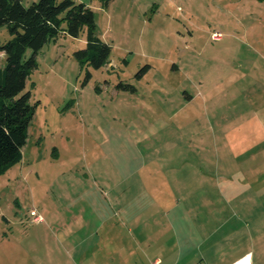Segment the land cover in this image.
Segmentation results:
<instances>
[{
    "label": "rangeland",
    "instance_id": "obj_1",
    "mask_svg": "<svg viewBox=\"0 0 264 264\" xmlns=\"http://www.w3.org/2000/svg\"><path fill=\"white\" fill-rule=\"evenodd\" d=\"M74 1L94 10L110 55L99 68L78 62L84 32L39 49L22 159L0 174V264H105L97 243L132 224L126 209L207 188L193 182L199 152L212 175L227 154L243 161L231 175L254 176L253 145H264V0ZM9 37L1 25L0 44Z\"/></svg>",
    "mask_w": 264,
    "mask_h": 264
},
{
    "label": "crops",
    "instance_id": "obj_2",
    "mask_svg": "<svg viewBox=\"0 0 264 264\" xmlns=\"http://www.w3.org/2000/svg\"><path fill=\"white\" fill-rule=\"evenodd\" d=\"M221 146L220 150H233ZM253 146L254 176L242 172L231 175L230 169L237 171L243 161L239 164L227 154L215 159L217 171L212 175L210 154L196 149L201 152L192 166L199 167L201 175L193 182L206 183L207 188L151 194L146 197L150 202L138 211L126 209L125 217L132 224H122V232L108 226L103 248L97 243L98 250L105 253V264H264V154L260 153L264 145ZM250 180H254L251 190L231 185ZM212 183L216 184L213 192L209 189ZM92 217L93 213L90 220ZM90 226L97 230L99 225ZM115 231L123 233L118 248L112 242Z\"/></svg>",
    "mask_w": 264,
    "mask_h": 264
},
{
    "label": "trees",
    "instance_id": "obj_3",
    "mask_svg": "<svg viewBox=\"0 0 264 264\" xmlns=\"http://www.w3.org/2000/svg\"><path fill=\"white\" fill-rule=\"evenodd\" d=\"M99 1L107 5L111 0ZM94 21V11L84 2L37 0L25 6L22 0H0V26L5 25L11 36L0 44L5 55V63L0 66V174L22 159L34 113L30 91L24 89L27 75L36 66L39 49L61 32L71 37L84 32L85 46L75 50L74 57L93 68L107 62L111 48L95 35ZM26 49L31 51L28 57Z\"/></svg>",
    "mask_w": 264,
    "mask_h": 264
},
{
    "label": "built area",
    "instance_id": "obj_4",
    "mask_svg": "<svg viewBox=\"0 0 264 264\" xmlns=\"http://www.w3.org/2000/svg\"><path fill=\"white\" fill-rule=\"evenodd\" d=\"M216 37V36H215ZM196 264H200L199 262L198 263H196Z\"/></svg>",
    "mask_w": 264,
    "mask_h": 264
}]
</instances>
